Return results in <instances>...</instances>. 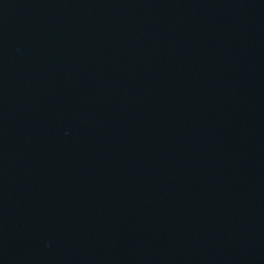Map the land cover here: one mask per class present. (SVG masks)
Returning <instances> with one entry per match:
<instances>
[{
	"label": "water",
	"instance_id": "95a60500",
	"mask_svg": "<svg viewBox=\"0 0 264 264\" xmlns=\"http://www.w3.org/2000/svg\"><path fill=\"white\" fill-rule=\"evenodd\" d=\"M0 264H264V0H0Z\"/></svg>",
	"mask_w": 264,
	"mask_h": 264
}]
</instances>
